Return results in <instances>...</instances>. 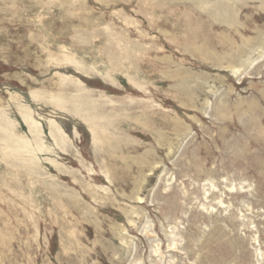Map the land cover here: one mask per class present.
I'll return each mask as SVG.
<instances>
[{
  "label": "rangeland",
  "instance_id": "374dc122",
  "mask_svg": "<svg viewBox=\"0 0 264 264\" xmlns=\"http://www.w3.org/2000/svg\"><path fill=\"white\" fill-rule=\"evenodd\" d=\"M0 264H264V0H0Z\"/></svg>",
  "mask_w": 264,
  "mask_h": 264
}]
</instances>
